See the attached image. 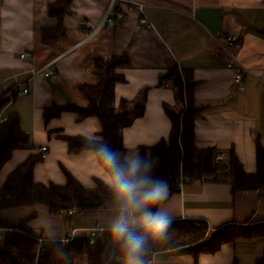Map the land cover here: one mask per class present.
Masks as SVG:
<instances>
[{
    "label": "crops",
    "instance_id": "crops-1",
    "mask_svg": "<svg viewBox=\"0 0 264 264\" xmlns=\"http://www.w3.org/2000/svg\"><path fill=\"white\" fill-rule=\"evenodd\" d=\"M54 2L0 3V91L29 89L28 95L18 97L24 100L11 102L1 115L18 112L33 146V150L14 154L0 173V186L30 155L42 154L44 147L48 148L47 158L35 168L37 183L64 186L67 170L85 188H95L96 180L108 184L107 174L92 151L72 155L66 142L49 134L62 131L88 138L101 132L100 121L90 117L79 122L78 116L70 112L49 124L43 118L44 109L54 104H87L79 86L96 83L91 61L95 56L128 58V63L119 68L126 81L116 86V105L126 99L133 103L129 104L132 109L135 105L145 106L144 115L123 129L124 144L129 149L154 146L168 138L172 128L168 110H178L180 106L172 81L163 76L178 66L180 70H191L196 82L198 149L213 148L229 158L235 151L246 172L257 171V139L264 145V0H117L114 9L125 13L124 22L114 27L104 24L99 30L93 29L104 22L112 0H74L73 15L67 19L68 34L50 48L42 44L41 34L43 29L57 26V21L47 15L48 6ZM132 3L144 5L143 12L131 9ZM143 17L151 27L140 23ZM88 23L92 29L86 28ZM221 34L241 37L237 60L247 71L244 92L238 91L234 83L237 70L228 69L219 52ZM25 52L33 56L21 59ZM49 65L58 71L57 79L34 74ZM171 191L167 206L176 220L206 222L211 229L264 223L263 194H234L229 180H194L182 190L171 186ZM35 213L37 218L28 224L35 235L45 241H68L92 231L104 232L115 207L111 203L106 209L65 215L38 205L5 210L2 215L18 224ZM183 243L175 237L166 245L155 243L151 264H235L236 260L239 264H255L264 251V238L239 239L196 260ZM79 264L88 263L83 260Z\"/></svg>",
    "mask_w": 264,
    "mask_h": 264
},
{
    "label": "trees",
    "instance_id": "trees-1",
    "mask_svg": "<svg viewBox=\"0 0 264 264\" xmlns=\"http://www.w3.org/2000/svg\"><path fill=\"white\" fill-rule=\"evenodd\" d=\"M3 0H0V3ZM74 0H56L47 9V15L57 21L52 29H43L41 42L53 48L68 34L67 19L73 15ZM94 65L96 83L81 84L80 92L87 104L80 106L68 104L53 105L44 109L43 118L46 124L53 119L60 118L64 113H74L78 121L90 117L97 118L102 126V134L114 147L124 143L123 129L133 124L134 120L144 115L145 106L135 105L122 99L116 105V86L124 83L126 78L119 72V68L128 63L126 56H112L108 59L95 56L91 59ZM172 81L176 89L177 102L180 110H168L172 121V128L168 138L162 139L154 146L141 147L139 151L150 154L157 159L156 175L166 178L173 189L185 174L193 180L212 177L213 181L229 180L233 193L241 191H260L264 193V145L261 139L256 141L257 171H245L239 157L232 151L230 165L222 168L214 164L215 149H198L196 145L195 124L199 108L196 106L191 70H180L178 66L168 69L163 76ZM13 92L11 98L8 94ZM17 89L10 88L0 91V117L3 109L18 99ZM187 97V98H186ZM0 125V173L13 159L14 154L21 150H33L31 136L23 130L21 116L13 111L3 116ZM50 135L57 137L68 145L72 155L91 151L86 138L73 137L62 131H50ZM43 153L30 155L10 173L3 186H0V227L9 229L3 239H0V264H79L86 260L88 264H122L123 256L118 245H115L107 231L99 232L90 242V235L78 236L68 241L41 240L35 235L28 224L37 218L35 213L31 218L18 224L10 223L3 217L2 212L10 209L31 206H46L52 213L71 209L77 206L81 213L106 209L114 203L108 184L96 180V187L85 188L67 170V184L58 186L53 183L46 185L37 183L34 172L37 164L43 161ZM101 165V164H100ZM102 166V165H101ZM103 168V167H102ZM172 237L184 240L182 246H188L196 260L202 254H215L223 245L236 242L239 239L264 238V223L238 225L229 224L211 229L206 222L194 220H175L172 226ZM151 251L147 259L150 261L155 243L148 239ZM235 264H239L238 260ZM255 264H264V251L257 258Z\"/></svg>",
    "mask_w": 264,
    "mask_h": 264
},
{
    "label": "clouds",
    "instance_id": "clouds-1",
    "mask_svg": "<svg viewBox=\"0 0 264 264\" xmlns=\"http://www.w3.org/2000/svg\"><path fill=\"white\" fill-rule=\"evenodd\" d=\"M86 143L107 174L114 200L115 214L105 231L119 246L123 264H151L148 239L168 244L177 218L167 206L172 196L169 181L156 175L158 162L150 154L123 142L114 147L99 132Z\"/></svg>",
    "mask_w": 264,
    "mask_h": 264
},
{
    "label": "built area",
    "instance_id": "built-area-1",
    "mask_svg": "<svg viewBox=\"0 0 264 264\" xmlns=\"http://www.w3.org/2000/svg\"><path fill=\"white\" fill-rule=\"evenodd\" d=\"M117 0H112L111 8L109 12L107 13L105 20L102 24H100L98 27L94 28L93 30H99L104 24H107L108 26L114 27L117 24L124 22L126 15L123 11H115V6H116ZM131 9L133 8H138L141 12H143L144 5L139 4V3H132L129 6ZM140 23L142 25H148L149 21L146 17L141 18ZM151 27V25H148ZM86 28L92 29V25L88 23L86 25ZM218 45H219V52L221 54V57L228 69H234L237 70V74L234 78V83L235 86L237 87L238 91L244 92L245 91V82H244V77L245 73L247 72L246 69L238 63L237 60V54L241 49V37L238 34H221L219 36L218 40ZM33 55L30 52H25L21 54V59H27L32 57ZM51 65L44 67L43 69L35 72L34 74H42L45 78H51V79H57L59 77V73L57 70H52L50 69ZM17 89V94L18 96L21 95H28L29 94V89H24L23 91L19 90L18 87ZM13 92H10L7 96V98H11ZM4 122V117L1 115L0 117V125ZM47 151L48 148L44 147L42 148V153H43V158H47ZM214 164L216 166L222 167V168H228L230 165V158L227 154L223 152H215L214 154ZM192 178L189 176L182 174L180 180L178 181L176 185L177 190H182L186 185L191 183ZM264 196V193H263ZM62 214L65 215H76L80 214L81 210L77 206H73L71 209L68 210H61L60 211ZM7 231H10L9 229H1L0 230V239H3L5 236V233ZM4 232V233H3ZM98 232L97 231H92L90 234V242L91 244L94 243V238L97 236ZM123 264V263H122Z\"/></svg>",
    "mask_w": 264,
    "mask_h": 264
},
{
    "label": "rangeland",
    "instance_id": "rangeland-1",
    "mask_svg": "<svg viewBox=\"0 0 264 264\" xmlns=\"http://www.w3.org/2000/svg\"><path fill=\"white\" fill-rule=\"evenodd\" d=\"M23 98H25V97H22L21 99H18L17 101H13V103H17V104H18V102H19L20 100H21V101L24 100ZM186 98H187V97H186ZM21 101H20V102H21ZM12 106H13V105H12ZM8 107H9V106H8ZM129 108H132V107H129ZM180 108H181V107H179L178 110H180ZM7 111H8V109L5 110V113H6ZM206 180H212V177H206V178H203V179H202V181H206ZM192 181H194V180L192 179ZM192 181H191V182H192ZM38 233H39V232H37V234H38ZM38 235H39V234H38Z\"/></svg>",
    "mask_w": 264,
    "mask_h": 264
}]
</instances>
